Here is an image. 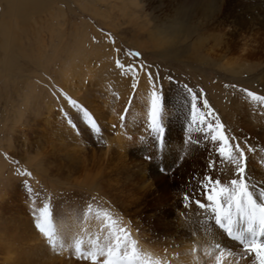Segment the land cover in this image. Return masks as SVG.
<instances>
[{
	"label": "rangeland",
	"instance_id": "374dc122",
	"mask_svg": "<svg viewBox=\"0 0 264 264\" xmlns=\"http://www.w3.org/2000/svg\"><path fill=\"white\" fill-rule=\"evenodd\" d=\"M198 1L190 0L183 10L173 0H39L22 22L19 0H0V26L12 27L16 37L4 48L0 35V264H90L76 256L91 246L80 241L86 221L107 219L113 226L122 220L141 237L154 235L157 243L175 238L168 229L185 224L192 209L210 206L201 181L209 175L222 180L231 162L217 156V144L197 125L190 126V96L182 85L204 89L228 135L227 121L256 119V109L264 120V108L254 107L263 101L253 103L243 91L264 96V27L255 23L254 3L234 4L224 18L213 17L204 26L195 9ZM172 14L183 19L180 27ZM130 51L141 56L136 59ZM117 59L146 63L164 78L158 88L162 141L148 128L152 89L147 77L141 73L142 82L133 90L132 74H122ZM63 73L72 83L62 84ZM169 75L174 80L168 81ZM88 89L84 95L91 103L81 98ZM64 93L76 103H67ZM237 93L240 100H250L252 111L232 105ZM129 119L143 126L131 143L138 149L127 146L143 181L141 174L126 180L120 169L111 168L117 130L132 139ZM234 138L246 153L248 169L263 160L249 156L264 155V138L246 130ZM248 142L254 150H248ZM234 155L235 164L242 163L239 149ZM136 179L149 189L131 190L128 184ZM43 206L48 214L40 222L47 236L34 227Z\"/></svg>",
	"mask_w": 264,
	"mask_h": 264
},
{
	"label": "bare ground",
	"instance_id": "6f19581e",
	"mask_svg": "<svg viewBox=\"0 0 264 264\" xmlns=\"http://www.w3.org/2000/svg\"><path fill=\"white\" fill-rule=\"evenodd\" d=\"M12 1L13 0H8V3L12 2ZM174 1L176 2V4H178L180 7H182L181 9H183V7L186 6V7H184V9H185L188 6V5H186L187 2H189L190 0L189 1L188 0H173V2ZM37 3H39V0H19V4H18L17 9L21 13H23V11L25 13V16L21 19L22 22H24L26 19V15L28 13L27 8L28 7L37 8V5H36ZM252 3H254V6H255L254 10L256 11L255 15L257 17V20H255V23L264 27V0H235L232 3L228 2L227 0H199L197 2V4L195 3L196 4L195 9H196V12H198L199 15H201V17L204 20H206V22L205 21H201V22H203V23L205 22L206 25H204V26H207V21L213 17L216 18L217 16H220V17L224 18L225 12L228 9H230L234 4H240V5L243 4V5L247 6V5H252ZM177 12H179V11H177ZM190 12H191V10H190ZM174 13L176 14L175 11H174ZM184 13H186V12L184 11ZM175 14H172V15H174V17H175ZM195 14H197V13H195ZM187 17H188V15H187ZM181 20H183V19H181ZM174 21H176L175 23H178L177 26H179V24L182 23L179 21L178 17L177 18L175 17ZM199 23L197 25H200ZM203 23H202V26H203ZM21 29H23V28H21ZM0 35L2 37V40L4 41V44H3L4 48H10L9 46H11V43H14V41H16L15 31L13 30L12 27H9V25H7V24H6V26H4V25L0 26ZM17 40H18V38H17ZM230 41L229 42L226 41V43H228V45H229ZM77 42H78V40H77ZM79 46H80V44H79ZM68 48H69V46H68ZM77 49H75V50H77ZM68 51H69V49H68ZM68 51H67V53H69L71 50L69 52ZM75 52L73 50V53L72 52L71 53L74 54ZM73 64H74V62H73ZM74 65H72V66L74 67ZM70 70H71V67H70ZM63 72H65V71H63ZM60 81H62V84L66 85L68 82H71L72 79L70 81L68 79V75L66 73H63L62 79ZM79 86H80V84H79ZM81 86H82V84H81ZM81 88H83V87H81ZM234 89L237 91L236 88H234ZM77 91H79V90H77ZM88 92H89V89L85 93H83V94L81 93L82 94L81 98L87 99V102L90 101L89 103H91V100H89L87 98V96H85ZM239 95H241V93L240 94L237 93L234 101L231 98L230 101H232V105L233 106H235V105L241 106L242 105L241 109L247 110L249 108V110H250L251 105H252V103L249 102L250 100L248 101L249 103L246 100H243V99L240 100L239 97L241 98V96H239ZM243 96H244V94H243ZM233 97H235V95ZM243 98H245V97H243ZM252 102L255 103L254 101H252ZM93 103H92V105H94ZM245 103H247V106L245 105ZM256 103H258V102H256ZM35 104H36V102H35ZM229 106H230V103H229ZM49 107H50L49 111L51 112V106H49ZM254 107L255 108L258 107L261 110L262 108H264V101L262 103L256 104V106L254 105ZM40 108H38V109H40ZM99 109L101 110V108H99ZM32 110H33V108H32ZM36 111H38V110H36ZM250 111H252V110H250ZM257 111H259V110L256 109V115H257L256 119L236 120L234 122L231 121L233 123H230L227 121L228 124H231V126L228 125V127L230 128V131H231V133H229V135L230 136H237V134H238V136L240 137L241 130H246L248 132H252V133L256 134L260 138H264V120L261 119V116H260V118L258 117L259 114ZM39 112H42V110H39ZM43 116H44V113H43ZM43 116H41V117H43ZM47 116H48V114H47ZM36 117H37V115H36ZM44 121H46V120H44ZM47 121H49V120L47 119ZM129 121H130V119H129ZM118 126H120V125H118ZM232 127L235 128L236 130H239V129L240 130L237 132H234L235 130ZM139 128L143 130L142 124L140 125L138 123V121L132 120L129 122V129H128L129 132L132 134L131 140L127 139L126 136H124L123 132H120L121 130L118 128H116L118 130H117L116 135L113 137V141H112L113 146H111L112 147L111 153L113 155L111 154L112 158L110 157L111 158L110 160L113 161L112 164L110 163L112 165L111 168H115L118 170L120 169L125 174L126 180L131 179L133 176L136 175V173H138L139 175L141 174L140 175L141 179H142V181L144 180V175H142L144 172L141 170L142 172L139 173L140 170L134 171V169L132 168L134 165V162H133L134 160L131 158V156H128V148H127L128 145L130 147L132 146L131 143L135 144L137 142V138H139V134L141 133V132H139V131H141ZM136 133H137V136H136ZM107 141H109V140H107ZM250 143L251 142L246 143L245 146L248 148V150H249V148L254 150V147ZM109 146H110V143L108 144V147ZM108 147H107V149H108ZM247 148H246V150H247ZM131 149L136 150L138 148L135 147V149H133L131 147ZM255 151H253V152H255ZM257 152H260V151H257ZM257 152L254 153L253 155H250L249 158H251L252 161L255 160L257 162H258V159L260 157L263 160L259 161V164L257 166H254L251 169H248L246 167L247 168L246 171L252 173V175H246V176H247V182L249 184V188L254 193V196H253L254 201H255V196L259 197L260 191L264 190V164H263L264 163V155H260ZM104 153L106 154L107 151H105ZM249 153H251V152H249ZM262 154H264V150H262ZM256 156H258V158ZM128 157L130 158V161L128 160ZM108 161H109V159H108ZM237 166H238V164L236 165V164H233L231 162V169L229 171L230 174H225L223 179H222V182L224 184L227 185V184H229V181H231L233 179H239V177L238 178L236 177V172H235ZM228 168H229V166H228ZM130 171H132V174H130ZM139 183H142V182L139 181V179H136L135 184H128V185H131V190H132V188L136 189V191L135 190L134 191L137 194L145 192L144 189L146 190V189H149V187H150L149 184H139ZM88 186L91 187V185H88ZM229 186H230V184H229ZM91 188L94 189V187H91ZM99 189H101V188H99ZM136 197H133V198L135 199ZM128 198L131 199V197H128ZM133 202H134V200H133ZM204 203L206 205L209 203L210 206H208L206 209H201V208L195 209L194 208L195 209L194 211L192 209L193 213L191 214V216L189 215V217L191 219L189 218L185 222V224H182V226H180L179 224L177 225L178 222L176 223V226L174 223H172L173 225L171 224V227L168 230H169V232H171L173 234L175 233L174 235H172V237L174 236L175 238H168L167 237V238H164V240L161 239L162 241H157V243L154 242V241H156L154 235L153 236L147 235L145 237L144 236L141 237L139 235L140 232L137 234L134 232V230L131 231L129 229V226H127L126 223H124V221H122V220L121 221L117 220V224L113 225V226H112V222L108 221L107 219H104L99 223H95L94 220H93L94 223H92L91 221L90 222L86 221L85 230L87 233L85 236V240L81 239L80 241L81 242L87 241L88 245L91 244V246H92V244H93V246L91 247L89 245L90 247L87 246L88 248L82 247V250L87 251V252L97 251L102 256L103 253L106 251V249L112 246L115 238L125 237L124 244H125L126 250H127V248H130L133 246V244H135L134 247L137 250V257H136L137 264H255V257L254 256H252L251 259L244 258V255H243L244 248L242 247V245L239 242H236L234 240L227 238L224 234V230L218 228L215 225V220L217 218H220L224 222V224L228 227H231V229L233 231H238L239 233H241V232L248 230V224H249L248 218L246 216L242 215L235 208L234 205L230 206L229 203L223 199L220 200V204L225 209V212H226L225 215H220L217 213V211L215 210L214 204L210 200L209 196H207L205 198ZM128 204H130V203H128ZM257 206L259 207V205H257ZM94 209H95V207H94ZM98 212H100V211H98ZM118 217H120V215ZM94 228H96L97 230L94 231ZM121 228H122V230H121ZM253 228L258 230L257 224L254 223ZM93 231L96 233V234H94L95 236L93 235ZM169 236H171V235H169ZM92 241H93V243H92ZM96 246H98V247H96ZM39 252H40V250H39ZM99 259L102 260L103 257H99ZM80 264H89V263L80 262ZM90 264H93V262L90 261ZM97 264H102V261H98Z\"/></svg>",
	"mask_w": 264,
	"mask_h": 264
},
{
	"label": "snow or ice",
	"instance_id": "6c2138e0",
	"mask_svg": "<svg viewBox=\"0 0 264 264\" xmlns=\"http://www.w3.org/2000/svg\"><path fill=\"white\" fill-rule=\"evenodd\" d=\"M129 54L136 59L141 56L139 52L130 51ZM115 66L122 71V74H132L131 87L133 90L137 89L138 85L142 82L141 73L147 77L148 85L152 89L148 110V128L162 141L164 129L160 123L161 95L158 88L162 87L164 78L159 74V70L154 73L146 63L124 64L120 59L115 61ZM167 79L168 81L174 80L171 75ZM182 86L190 96V126L193 124L197 125V130L204 134L205 139L217 144L215 152L222 161H231L235 164L236 157L234 154L237 149H239L243 156L242 163L236 167L235 171L236 177H239V179L229 181L230 186L229 184H224L222 180L214 178L212 175L204 177L201 181V186L206 190L205 195L209 196L218 214H226L225 209L220 204V200L223 199L230 206L234 205L242 215L248 218V230L241 232L238 237L244 248V258L251 259L254 256L255 264H264V190L260 191L259 197L255 196L254 201V193L250 190L247 182L246 153L244 149L239 147L238 139L228 135L225 125L210 104L204 89L194 88L187 83ZM243 91L253 101H264V96L258 95L254 91L248 89H243ZM64 98L67 103H76V100L67 93H64ZM90 121L93 122L91 118ZM95 127L96 124L94 123L93 128ZM215 167V162L210 160L209 168L214 169ZM29 174L24 173V175ZM41 209L42 211L34 220V227L38 233L47 236V233L42 232V224L40 221L42 217L47 216L48 208L43 206ZM254 223L257 224L258 230L253 228ZM124 240L125 237L115 238L112 246L107 248L102 256L97 251L87 252L82 250V248L77 250L76 256L83 260L90 259L93 264H97L98 261H102V264H137L135 244L126 250ZM99 257H103V259L100 260Z\"/></svg>",
	"mask_w": 264,
	"mask_h": 264
}]
</instances>
